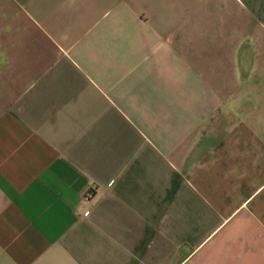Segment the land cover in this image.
I'll use <instances>...</instances> for the list:
<instances>
[{"label": "crops", "instance_id": "crops-1", "mask_svg": "<svg viewBox=\"0 0 264 264\" xmlns=\"http://www.w3.org/2000/svg\"><path fill=\"white\" fill-rule=\"evenodd\" d=\"M0 264H264V0H0Z\"/></svg>", "mask_w": 264, "mask_h": 264}, {"label": "built area", "instance_id": "built-area-1", "mask_svg": "<svg viewBox=\"0 0 264 264\" xmlns=\"http://www.w3.org/2000/svg\"><path fill=\"white\" fill-rule=\"evenodd\" d=\"M86 199H88V197Z\"/></svg>", "mask_w": 264, "mask_h": 264}]
</instances>
